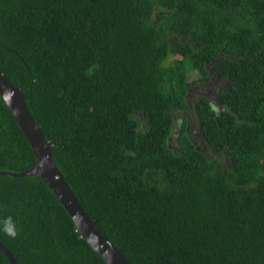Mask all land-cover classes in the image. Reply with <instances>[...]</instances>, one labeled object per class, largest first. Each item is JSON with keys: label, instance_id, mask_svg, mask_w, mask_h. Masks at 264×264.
Wrapping results in <instances>:
<instances>
[{"label": "trees", "instance_id": "obj_1", "mask_svg": "<svg viewBox=\"0 0 264 264\" xmlns=\"http://www.w3.org/2000/svg\"><path fill=\"white\" fill-rule=\"evenodd\" d=\"M0 72L131 264H264V0H0ZM36 162L0 95V172ZM9 216L18 264H107L36 176L0 175Z\"/></svg>", "mask_w": 264, "mask_h": 264}, {"label": "water", "instance_id": "obj_2", "mask_svg": "<svg viewBox=\"0 0 264 264\" xmlns=\"http://www.w3.org/2000/svg\"><path fill=\"white\" fill-rule=\"evenodd\" d=\"M0 95L13 114L18 126L31 145L36 156V165L20 173L0 172V175L13 177L36 176L54 193L65 209L77 231L89 246L107 264H131L100 230L80 202L55 160L52 146L36 122L25 99V95L0 72ZM0 249L9 259L10 264H18L16 257L2 243Z\"/></svg>", "mask_w": 264, "mask_h": 264}, {"label": "rangeland", "instance_id": "obj_3", "mask_svg": "<svg viewBox=\"0 0 264 264\" xmlns=\"http://www.w3.org/2000/svg\"><path fill=\"white\" fill-rule=\"evenodd\" d=\"M199 78H200V75L196 72L189 75L190 81H197ZM222 84H224V82H220L215 77H213V79L207 83L200 82L196 87H194V89L191 91V93L188 96L189 97L188 101L191 106V109H194L195 107H197L199 103H201L199 100L200 97H207L218 108V110L221 109V107H219L218 102H217V89L220 88ZM191 121H193L189 125V128L191 129V134L193 137H195L196 139H198V141L201 142L202 139L200 137L198 125L194 119V116L192 115H191ZM179 122L180 120H178V123H177L176 134L171 140L172 142L171 145L174 148L177 147L176 138H177V134L180 129Z\"/></svg>", "mask_w": 264, "mask_h": 264}, {"label": "clouds", "instance_id": "obj_4", "mask_svg": "<svg viewBox=\"0 0 264 264\" xmlns=\"http://www.w3.org/2000/svg\"><path fill=\"white\" fill-rule=\"evenodd\" d=\"M0 233L6 235L10 239H15L17 237V225L11 216L0 220Z\"/></svg>", "mask_w": 264, "mask_h": 264}]
</instances>
